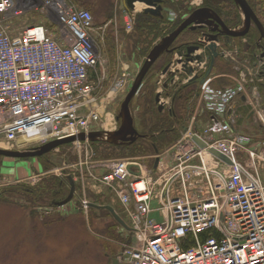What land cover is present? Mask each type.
<instances>
[{"label":"built area","instance_id":"2783aa9c","mask_svg":"<svg viewBox=\"0 0 264 264\" xmlns=\"http://www.w3.org/2000/svg\"><path fill=\"white\" fill-rule=\"evenodd\" d=\"M43 7L44 24L14 32L8 15L23 11L15 9L14 0H0V113L6 119L0 133L5 142L24 147L74 138L68 145L77 161L55 176L80 185L79 203L85 211L89 186L101 187L120 204L131 242L117 264H264V139L254 142L238 134L230 113L234 99L245 92L244 74L233 87L214 88L212 78L200 85L197 98L208 114L206 125L199 132L188 127L172 148L171 165L163 168L161 156H156L154 171L138 158L99 159L91 142L79 136L112 131L105 128L111 115L107 109L132 83L127 67L121 65V75L107 83L101 42L95 36L102 27L94 24L91 12L70 0H50ZM175 19L169 12L168 22ZM123 23L131 32L134 14L124 12ZM204 40L195 53L175 55L169 87L205 71ZM230 53L222 52L232 60ZM179 76L183 81L175 82ZM161 78L160 85L165 83ZM255 107L264 128V106ZM193 135L205 148H199ZM20 139L24 142L18 144ZM240 153L246 156V167L237 158ZM155 213L160 221L151 216ZM200 232L208 236L199 240ZM188 237L195 242L185 246Z\"/></svg>","mask_w":264,"mask_h":264},{"label":"rangeland","instance_id":"374dc122","mask_svg":"<svg viewBox=\"0 0 264 264\" xmlns=\"http://www.w3.org/2000/svg\"><path fill=\"white\" fill-rule=\"evenodd\" d=\"M14 1L15 9H21L23 11L16 17L8 15V23L14 32H19L27 26L44 24L45 11L47 9L44 8L43 5L50 0ZM70 1L73 2V0ZM88 1H95V4H100V0ZM172 1L176 2L178 0ZM196 1L197 0H194V2ZM109 2H112L114 5V13L111 18L107 20L100 18L98 14L95 13V9L91 10L90 7H81L78 5L77 7L86 10L90 9L94 24L97 27H102V30H98L95 36L97 39H100L99 41L101 42L100 49L107 83L121 75V65L127 67L128 80L131 83L147 56H145L146 50L144 51L145 45L139 41L137 45L134 46V40L129 39L132 31L129 33L125 31L123 13L121 12V0H109ZM195 4L198 3L196 2ZM170 11L177 15L174 10L170 9L168 12ZM236 30H240V27H236ZM107 39L112 41V54L107 50ZM235 41L238 45L242 44L239 39H235ZM229 45L230 42H228V47ZM219 49L225 50L223 47L217 48V53L220 52ZM230 55L234 57L232 53H230ZM172 58L173 56L171 59ZM226 60L231 62L229 58ZM171 62H175V55ZM159 64L160 60L156 63L155 68L159 67ZM167 66H169V64ZM239 68L242 67L239 66ZM236 69L234 68V70ZM159 73L161 74V72ZM243 73H245L243 79L246 81L244 85L245 92L239 95L232 105V117L235 121L234 129L236 128L238 131L239 128L244 126H252L253 128H251V130H249V128L245 129L246 132L244 133L250 136L254 142H258L259 139H264V128L257 115L259 109L256 108L255 105L258 104L259 106H263L264 103V63H259L256 60V64H246L243 68ZM156 77V92L160 93L165 101L166 99L162 95L163 84L160 85L158 83L161 77L159 74ZM163 77L164 78H161V80L163 82L165 81V83H169L170 76L165 75ZM247 77L252 80V83L246 80ZM182 81L181 76H179L178 79L175 78V82ZM130 87L131 84H129L126 90L108 107L107 110L113 117H116L118 114L119 107ZM198 91H200L199 88ZM241 97H243L242 101H244L245 108L241 106L243 107L242 109L238 108L236 110V107H240ZM198 102V98H196L193 102L192 115L187 123V127H191L195 132L202 130L200 128L204 127L205 121H207L204 110ZM140 103L137 96H135L130 104L131 113L133 112L132 115L136 116V114H138ZM196 113L198 116L201 115V117H196ZM193 115L195 116V120L192 121ZM240 115L241 117H239ZM4 120H6L4 114L0 113V129ZM183 134L184 132H181L180 138ZM174 144L158 155L155 154L137 158L147 168H152L154 166L156 156H161V159H163V161L165 159L167 163L170 161L168 165H171L172 148ZM32 147L34 146H9L0 133L1 149L22 151ZM122 158L132 157H109L99 159ZM76 161L77 155L69 145H62L59 147L58 152L51 151L40 158L13 159L0 157V189L6 187H20L24 189L32 187L46 178H62L61 176H55L56 174L63 173L60 168L64 167L65 164L70 165ZM31 177L32 179H29ZM75 191L76 193L70 203L56 208L53 207V205L49 207L47 203L32 205L28 203L27 200L23 198L24 196L17 190L16 192H1L0 264H110L111 260L118 258L124 251V247L131 242V236L127 230L115 221L109 211L103 207H113L115 213L127 225L120 204L101 187L89 186L86 188L85 199L91 205L85 211L79 203V197H81L79 184L75 185ZM63 200L56 201L55 203ZM152 207H157L156 203H153ZM151 216L160 221L158 213L152 214Z\"/></svg>","mask_w":264,"mask_h":264},{"label":"trees","instance_id":"16d2710c","mask_svg":"<svg viewBox=\"0 0 264 264\" xmlns=\"http://www.w3.org/2000/svg\"><path fill=\"white\" fill-rule=\"evenodd\" d=\"M245 1L264 28V0ZM99 2L100 4L98 5V3L95 4V1L73 0V3L78 6L90 7L91 10L95 9V13H97L100 18H104V20L110 19L114 13L113 3L109 2V0H100ZM161 5L163 8L162 18L143 12L136 14L134 18V27L130 33L131 36L129 39L134 40V46H136L139 41L145 45V56L154 43L174 31L183 21V18L188 16L195 9L189 5V0H178L176 2L172 0H161ZM201 7L215 12L221 21L229 28H235L241 23L240 13L232 0H202ZM90 9H88V11H90ZM168 9H172L177 13V19L173 23H168L166 20L165 10ZM121 12L123 13L122 10ZM202 31V28L196 30L185 29L174 41L172 47L178 46L181 49L187 48L188 45L196 41ZM258 37L256 29L251 28L243 38L246 41L245 44L241 46L242 50L246 53L243 58H248L250 63L256 61L259 53V47L256 44ZM228 40L230 39L224 37L220 38V41L223 42V48L225 49L229 48L227 44ZM239 40L241 41V39ZM261 43L260 45L263 46ZM106 44L107 50L112 54V41L107 39ZM170 57V54L165 53L158 59L160 60L159 67L155 68L158 60L151 66L136 95L141 102L140 109L136 116H132L138 137L133 142L121 144L93 142L91 146L97 157L137 158L141 156L158 155L171 147L180 138L181 132L187 127V123L193 112V102L198 94L199 79L184 85H175L164 89L162 95L168 98L169 106L159 110L155 102V96L157 94L155 89V83L157 81L156 76L168 65ZM211 75L217 76L211 83V86L214 88H224L233 84L229 76L236 75V72L231 62L225 60L222 55H218L213 61ZM204 114L206 116V113ZM198 117L200 118L201 115ZM17 191L32 205L47 203L50 207L56 201L66 198L69 193V185L65 178L51 177L41 180L32 187L19 189ZM212 233L216 236L218 235L215 231H212ZM207 236L208 232H200L198 234L199 240H204ZM194 242V237H188L185 246H190Z\"/></svg>","mask_w":264,"mask_h":264},{"label":"water","instance_id":"95a60500","mask_svg":"<svg viewBox=\"0 0 264 264\" xmlns=\"http://www.w3.org/2000/svg\"><path fill=\"white\" fill-rule=\"evenodd\" d=\"M135 2L142 3L145 5V7L142 9L143 13L150 14L156 17L162 18V5L161 0H122V4L124 9L127 11V13H131V9H133V4ZM232 2L237 6V8L240 11V14L243 18V29L239 31H234L229 29L217 16V14L207 8L199 7L192 11L188 17H186L180 25L171 33L161 38L153 47L149 50L147 56L145 57L144 61L142 62L133 82L129 89V91L126 93L120 107L118 114L116 115V121L118 122L117 129L109 132H103V131H95L90 132L88 135L81 134L79 136V140L84 141L88 140L89 142H107L110 144H121V143H128L133 142L137 137L138 133L134 127L133 117L131 115V111L129 108L130 102L135 97V95L138 93L143 79L150 70L151 66L165 53H171L173 50L170 48L171 45L174 43V41L177 39V37L185 30H196L197 28H206L208 33L206 34L207 39L209 42H217L219 36H225L229 38H241L244 37L247 32L249 31V28L251 25L255 26L259 33V39L257 42V45L260 46V42L264 41V28L260 21L257 19L255 13L252 11V9L249 7L247 2L245 0H232ZM261 47V46H260ZM262 48V47H261ZM208 49L211 52V60L209 68L207 69L205 73V77L208 76V74L211 71L214 58L217 56L216 51V45L215 43H211L208 45ZM195 50H197V47H187V55L192 54ZM179 55L180 53H176ZM260 57L264 59V51L260 54ZM168 69V66H166L162 74H165ZM193 79L192 81H194ZM204 82V79L200 81V84ZM155 102L158 105V109L161 110L164 108V105L160 101V95L159 93L155 96ZM74 138H66L62 140H53L50 141L44 145H41L39 147H33L29 149H25L22 151L18 150H11V149H1L0 148V157L4 158H13V159H27V158H40L43 155L56 150L59 146L70 144ZM192 140L199 146V148H205V144L196 136H192ZM212 155H214L219 160L228 163L229 161L227 158L219 154L218 152L214 150L209 151ZM157 159L155 161V164L153 166V171L156 168L157 165ZM70 183V193L69 195L61 202H58L55 204V206H62L67 204L74 195V184L71 178L68 179ZM171 180L166 183V185L163 188L162 195L163 197L166 194L167 188L170 184ZM22 189L20 187H6L1 188V192L6 191H16ZM109 213L112 215V217L117 221L120 225L125 226L124 222L118 217V215L114 212V210L109 207L105 206L103 207ZM220 225H222L221 217H220ZM112 264H117L116 260L112 261Z\"/></svg>","mask_w":264,"mask_h":264},{"label":"flooded vegetation","instance_id":"af4514ba","mask_svg":"<svg viewBox=\"0 0 264 264\" xmlns=\"http://www.w3.org/2000/svg\"><path fill=\"white\" fill-rule=\"evenodd\" d=\"M236 6V5H235ZM201 7V6H200ZM237 7V6H236ZM238 9V8H237ZM238 11H239V9H238ZM239 13H240V11H239ZM218 16V15H217ZM240 16H241V14H240ZM219 17V16H218ZM177 18V17H176ZM174 22V21H173ZM172 22V23H173ZM237 27H240V30L241 29H243V18H242V16H241V23H240V25L239 26H237ZM229 28V27H228ZM251 28H254V26L253 25H251L250 26V28H249V30L251 29ZM197 29H201V28H197ZM203 29V31L200 33V35L198 36V38L196 39V41L193 43V44H191V45H188V47H197V50L198 49H200V48H202V46H201V41H200V39L201 38H204L205 40H204V42H206L207 43V45H209V44H211V43H215V45H216V51H217V48H220V46H222L223 47V42H221L220 41V38H222V37H224V38H228V39H230V40H228V42H230V45H229V48H228V51H230L232 54H233V56L234 57H232V60H231V63H232V65H233V68H239V66H241L242 68H239V69H236L235 70V72H236V75H233V76H229V78L232 80V82H235L236 83V81L239 79V77H240V74L241 73H243V68L246 66V64H249L250 65V60L248 59V58H243L245 55H246V53L242 50V47L241 46H243V44H245V40L243 39L244 37H241V38H229V37H225V36H219V38H218V41L217 42H209L208 41V39H207V36H206V32H207V30H206V28L204 27V28H202ZM229 29H231V30H234V31H239V30H236V27L235 28H229ZM249 32V31H248ZM257 33H258V31H257ZM258 35H259V33H258ZM201 37V38H200ZM235 39H241V42L244 40V43L242 42V45H238L237 43H236V41H235ZM258 39H259V37H258ZM228 42H227V44H228ZM257 42H258V40H257ZM257 42H256V44H257ZM261 42H264L263 40L261 41ZM260 42V43H261ZM236 43V44H235ZM263 46H262V49H264V43H261ZM173 45V44H172ZM172 45H171V49L173 50L171 53H167V54H170L171 55V57L173 56V58H174V55H176V56H178L176 53H180L181 55H185V56H189V55H187V48H179L178 46L177 47H172ZM197 50H195L193 53H195ZM220 50V52L219 53H217V56L218 55H221V50L222 49H219ZM216 56V57H217ZM171 57H170V59H169V62H168V64L170 65L172 62V60H173V58L171 59ZM215 57V58H216ZM214 58V59H215ZM210 60H211V53L210 54H208L207 55V66H206V69H205V71L204 72H202V73H200V74H198L197 75V79L198 78H203L204 76H205V73H206V71H207V69L209 68V65H210ZM237 60V61H236ZM213 66V65H212ZM211 70H212V68H211ZM211 74V71H210V73L208 74V75H210ZM243 74H245V73H243ZM215 77H217V76H215ZM227 77V76H226ZM250 82L252 83V80L250 79Z\"/></svg>","mask_w":264,"mask_h":264},{"label":"crops","instance_id":"0c3cea01","mask_svg":"<svg viewBox=\"0 0 264 264\" xmlns=\"http://www.w3.org/2000/svg\"><path fill=\"white\" fill-rule=\"evenodd\" d=\"M197 1H202V0H197ZM139 4V3H138ZM135 5H136V3L134 4V6H133V12H134V14L136 15V14H138V13H140L141 11H142V9L144 8V6L143 5H141V7H139V8H137V7H135ZM240 102H241V104H239V106L240 107H236V110L239 108V109H242L243 107L245 108V106H244V101H242L243 100V97H241L240 98ZM241 106H243V107H241ZM231 114H233V109L231 110ZM239 117H241V115L239 116ZM113 119H114V117H113ZM108 124H107V117H106V124H105V128L106 129H110V130H113V127H115L116 128V123H115V120H112V122H111V125H109V127L107 126ZM249 128V130H251V128H253L252 126L251 127H248V126H244V127H242V128H239V132L237 131V129L235 128V130L237 131V133H239V134H241V135H244V136H248V135H245V133L244 132H246L245 131V129H248ZM184 130V129H183ZM248 137H250V136H248ZM251 138V137H250ZM259 140H261V139H259ZM237 158H238V160L241 162V163H243L242 165L244 166V167H246V165L244 164V161H245V159H246V156L243 154V153H240V154H238V156H237ZM166 160L164 159V161H163V159H162V164H161V166L164 168L166 165H168L169 163H170V161L167 163V162H165ZM262 173L264 174V171H262ZM13 174H14V172H13ZM116 200V199H115ZM153 203H156V202H153ZM156 205H157V203H156ZM125 230H127L128 231V229L127 228H124ZM114 260V259H113ZM113 260H111V262H110V264L112 263V261Z\"/></svg>","mask_w":264,"mask_h":264},{"label":"bare ground","instance_id":"6f19581e","mask_svg":"<svg viewBox=\"0 0 264 264\" xmlns=\"http://www.w3.org/2000/svg\"><path fill=\"white\" fill-rule=\"evenodd\" d=\"M135 7L139 8V7H141V4L136 3ZM112 120H114L112 115L107 116V124H108V125H111ZM23 142H24V141H23L22 139H20V140L18 141V144H21V143H23Z\"/></svg>","mask_w":264,"mask_h":264}]
</instances>
